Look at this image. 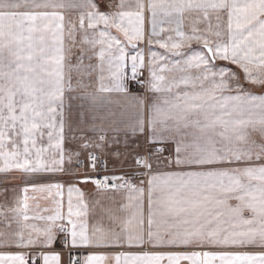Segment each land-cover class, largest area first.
<instances>
[{
  "label": "snow or ice",
  "instance_id": "snow-or-ice-1",
  "mask_svg": "<svg viewBox=\"0 0 264 264\" xmlns=\"http://www.w3.org/2000/svg\"><path fill=\"white\" fill-rule=\"evenodd\" d=\"M88 6L79 27L93 32L83 43L99 61L97 92H126L129 60L131 79L146 70L157 102L139 129L147 124L150 140L174 142L175 165L190 170L149 175L146 190L121 177L92 180L100 213L91 229L85 212L74 211L73 189L68 228L59 201L52 215H29L30 199L55 200L61 185H33L40 196L31 198L25 187L15 206H0V264H60L58 254H32L53 243L55 230L73 247L141 248L114 257L92 253L71 264H264V0H119L109 12ZM77 7L84 5L0 0V172L63 170L65 17L56 9ZM146 20L147 57L140 47ZM75 31V24L68 27L69 38ZM105 65L111 87L103 83ZM89 159L95 168L96 157ZM136 164L151 173L150 156ZM125 188L126 203L105 204L113 199L109 192Z\"/></svg>",
  "mask_w": 264,
  "mask_h": 264
},
{
  "label": "crops",
  "instance_id": "crops-1",
  "mask_svg": "<svg viewBox=\"0 0 264 264\" xmlns=\"http://www.w3.org/2000/svg\"><path fill=\"white\" fill-rule=\"evenodd\" d=\"M59 2V0H58ZM67 2V0H65ZM74 3L83 4L84 7L77 8H63L56 9L65 17V92L63 102V119H64V142H63V165L62 171L55 172H41V173H24L17 170L8 172H0V206L13 207L18 199H22L25 187L29 188L28 195L39 197V193H33L31 188L33 185H61V195L56 196L55 200L52 198L43 199L39 198L36 201L29 200L31 205L29 215H52L57 208L56 201L60 202V211L65 216L63 221L64 225L70 228L67 224L68 213V200L69 189H73L72 202L75 210H83L85 215L83 219L88 223L89 229L95 225L97 217L99 216L100 209L96 206V202L100 197L97 195V189L89 184H83L76 181L78 171L76 168L77 160L88 153L94 152L100 154L110 169L123 172L125 174H132L135 171V162L137 158H144L150 156V163L152 164V171L149 173L148 169H143L144 176L140 179L133 181L132 185L136 187H144L147 189V180L149 175L163 174L168 172L188 171L187 168H177L175 165L176 144L172 141L156 142L150 140V132L145 124L143 132L139 129V120L147 119L148 107L157 102V96L150 92L147 88V71H142L139 76L142 77L144 87L142 89L133 91L129 89L124 81L127 91L126 92H97V88L101 82L100 69L96 66L99 61L92 51L74 52L73 59H71V38H69L67 29L70 25V18L72 11L78 10L87 12L92 10L88 4L89 2L95 4L97 9L101 12H109L114 10L109 5L119 3V0H73ZM52 11V9H49ZM214 22V21H213ZM187 23V22H186ZM85 26H87L85 24ZM168 27V25H164ZM187 30V28H186ZM114 35V29L111 30ZM151 31V25L145 22L146 39L140 45L144 49V54L147 57L148 47L147 36ZM166 35V34H163ZM121 39L123 37L121 36ZM155 51H163L158 46H151ZM193 48H198L199 45L193 43ZM98 50V48H97ZM129 55L134 54V50L129 45L126 48ZM81 58L83 63L81 64ZM71 61V62H70ZM73 62V63H72ZM224 64L226 62H219ZM89 66H91L89 68ZM230 67L235 68L234 65ZM79 68V70H78ZM88 69V72L94 73L89 76L87 80H91L86 86H79L85 78L82 70ZM107 66L103 72V83L111 87L112 81L108 79ZM73 73V74H72ZM131 72V61H128L126 74ZM79 74V75H78ZM78 75V76H77ZM75 78H77L75 80ZM93 79L95 81H93ZM77 84V86H76ZM250 87V86H249ZM254 92L260 93L259 89H253ZM95 95L97 99L93 101L91 96ZM141 101L143 105H141ZM60 117L57 116V121ZM100 135H104L105 140H99ZM179 139V138H178ZM46 140V138H45ZM88 143L89 147H84ZM96 143H103V147H95ZM162 148L163 151L157 153V149ZM59 158V157H57ZM197 170V169H191ZM143 182V183H142ZM78 190V192L76 191ZM55 191V189L53 190ZM82 194V201L80 199ZM128 195L127 189L109 192V196L113 197L111 200H105L107 206L118 208L121 203H126ZM234 203V201H233ZM37 204L39 207H37ZM45 209L47 211H45ZM145 215L147 214V201L145 197L144 206ZM75 219V217H73ZM36 223L42 224L43 222L37 221ZM107 222L105 221V224ZM2 227V225H0ZM15 227V225H13ZM59 225L57 226L58 229ZM117 231H119L117 229ZM55 240L53 243L45 248L37 246L36 252L33 255H39L41 252L46 254H58L60 257V264H69L70 257L75 255L81 262L83 258L92 253H104L109 257H114L121 252L138 253L141 251L140 247H129L127 243H110L104 246H75L73 247L70 242L65 244L66 233L55 230ZM12 250H15L14 248ZM147 250V249H145ZM164 250V249H161ZM253 251L256 249L249 248ZM114 264V261L112 262Z\"/></svg>",
  "mask_w": 264,
  "mask_h": 264
},
{
  "label": "built area",
  "instance_id": "built-area-1",
  "mask_svg": "<svg viewBox=\"0 0 264 264\" xmlns=\"http://www.w3.org/2000/svg\"><path fill=\"white\" fill-rule=\"evenodd\" d=\"M132 76L127 75L126 81L129 82L130 89L133 90H139L142 88L143 84L141 82V78H136L135 80L131 79ZM94 155L96 157L95 161V168L93 167V161L89 159V156ZM76 168L78 171V176L76 178L77 182L83 183V184H89L93 188L96 189V186L94 183H92V180L100 179L103 180L105 177L109 178V181H112L113 177H121L123 178V181H128L129 183H133L134 180L140 179L144 176L143 167L139 166L135 162V171L132 174H125L123 172H118L115 170H112L107 165V162L104 160V158L98 154V153H88L87 155L79 158L76 163ZM123 181H115L116 183H121ZM126 189V188H125ZM77 259L75 255H72L69 260V264H71V261Z\"/></svg>",
  "mask_w": 264,
  "mask_h": 264
},
{
  "label": "rangeland",
  "instance_id": "rangeland-1",
  "mask_svg": "<svg viewBox=\"0 0 264 264\" xmlns=\"http://www.w3.org/2000/svg\"><path fill=\"white\" fill-rule=\"evenodd\" d=\"M72 2H73V0H72ZM72 16H71V18H70V25H72V24H75V27H76V31L74 32V34H73V36H74V39H72L71 38V54H70V57H71V59L72 60H74V61H78V60H76V59H73V57H74V52H82V51H92V48L89 46V45H87V44H84L83 43V39H84V37L85 36H87L89 39H91L92 37H93V32H92V30L91 29H87V26H85V28L83 29V30H81L80 29V27H79V18H80V16H81V14H84V15H86V12H82V11H76V10H74V11H72ZM69 25V26H70ZM115 30V29H114ZM116 33V32H115ZM71 62V61H70ZM73 63V62H72ZM85 69V68H84ZM82 72H83V70H82ZM92 73H94L93 71H90V75L89 76H91V74ZM73 74V73H72ZM79 75V74H78ZM77 75V76H78ZM127 75H130V76H132V73H127L126 74V76ZM84 76H85V78H84V80H83V82L81 83V84H79V86H86L87 85V83H86V81L88 82V83H90V81L91 80H87V74H84ZM141 78V82H142V84H143V86H142V88L145 86L144 85V82H143V79H142V77L141 76H137V78ZM77 78H75V80H76ZM93 81H95L94 79H93ZM125 82H126V84H127V86L129 85V82H127L126 81V77H125ZM76 86H77V84H76ZM141 88V89H142ZM129 89H130V87H129ZM131 90H133V89H131ZM133 91H136V90H133ZM257 138V140L259 141V137L257 136L256 137ZM144 169V168H143ZM120 190H122V189H120Z\"/></svg>",
  "mask_w": 264,
  "mask_h": 264
}]
</instances>
